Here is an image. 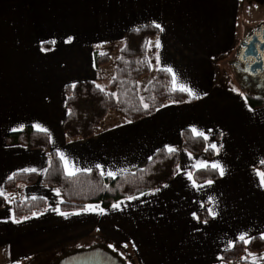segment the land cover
Masks as SVG:
<instances>
[{
	"label": "crops",
	"instance_id": "0c3cea01",
	"mask_svg": "<svg viewBox=\"0 0 264 264\" xmlns=\"http://www.w3.org/2000/svg\"><path fill=\"white\" fill-rule=\"evenodd\" d=\"M262 22L264 0H0V192L6 193L5 181L14 172L35 168L41 175L46 169L45 151L5 140L27 125L47 129L51 149L75 168L104 176L141 168L160 147L178 152L177 171L157 187L159 192L154 188L131 196L136 199H119L100 207L104 214L85 211L95 202L62 211L56 187L40 179L27 184L28 198L51 197L70 215L45 208L14 223L12 207H1L0 264H21L31 250L59 248L46 262L56 264L67 253L94 247L122 264H245L223 262L221 253L242 233L248 238L264 233V188L254 171V164L264 160V105L250 106L246 93L216 82V72L246 28ZM146 24L164 29L148 41L151 76L171 68L177 83L200 98L167 102L136 121L110 111L93 135L68 138L62 129L65 85L84 79L110 82L114 70L107 67L126 33ZM68 36L74 38L71 43H65ZM51 40L56 43H45ZM42 46L52 50L42 52ZM94 51L109 52L110 61L96 68ZM193 127L207 137L199 136L206 146L216 145V150L210 147L212 156L182 145V131L195 136ZM200 162H218L224 175L217 170V178L189 180L187 173ZM261 252L241 258L264 264Z\"/></svg>",
	"mask_w": 264,
	"mask_h": 264
},
{
	"label": "trees",
	"instance_id": "16d2710c",
	"mask_svg": "<svg viewBox=\"0 0 264 264\" xmlns=\"http://www.w3.org/2000/svg\"><path fill=\"white\" fill-rule=\"evenodd\" d=\"M158 33L159 28L154 24H146L126 33L118 49L114 74L109 82L113 91L105 88L104 91H100L96 88L97 84L89 79L65 85L66 115L62 129L68 138H87L93 135L110 111L123 115L129 121H136L154 113L167 102L180 104L194 99L187 92L173 90L171 74L164 68H159L145 86L143 103H141L138 81L151 70L147 46L149 39ZM46 47L50 45L46 44ZM93 61L96 68L107 64L110 61V53L103 52L102 55L94 51ZM72 85L75 87L73 88ZM112 93L116 95L113 96ZM246 99L252 107L264 105V95L259 91L252 90L246 95ZM145 103L148 105L147 109L143 107ZM182 137V145L190 152L213 155V150L205 145L201 137L192 136L186 130L182 131ZM5 140L9 143L19 142L30 148L41 149L48 156L47 171L44 170L41 175L38 172H14L11 176L13 178L5 181L6 192L13 193L17 190L18 184H30L40 179L42 184L58 189L62 198L59 204L62 211L78 210L88 202H95L100 207L108 206L119 199L135 196L165 184L177 171L178 152L175 150L169 153L166 147H160L141 168L116 175L115 178L101 175L96 169L90 172L80 171L68 176L63 170L57 151L50 147L47 132L27 125L22 130L7 133ZM254 166L264 171V165L260 162H256ZM191 173L197 181L218 177L217 170L210 166L191 168ZM4 205V196L0 195V208ZM11 207L14 220L20 221L26 216L42 212L46 208V200L43 197L14 200ZM200 216L204 219L208 217L205 212L200 213ZM260 236L251 237V242L248 244L236 240L231 249L221 253L222 261H242L245 264H252L241 256L247 252L264 249V240L260 239Z\"/></svg>",
	"mask_w": 264,
	"mask_h": 264
},
{
	"label": "snow or ice",
	"instance_id": "6c2138e0",
	"mask_svg": "<svg viewBox=\"0 0 264 264\" xmlns=\"http://www.w3.org/2000/svg\"><path fill=\"white\" fill-rule=\"evenodd\" d=\"M154 26H155L156 28H159L161 32L164 30V29L161 27V25H159V24H154ZM73 39H74V38H73L72 36H68V37L66 38V40H65V43H71V42L73 41ZM45 43H49V44H53V45H54V44L56 43V41H55V40H51V41H46ZM149 43H150V42H149ZM156 47H157V48L160 47V44H159V41H158V40H157V42H156ZM50 50H52V49H45L43 46L41 47V51H42V52H43V51H50ZM102 55H103V53H102ZM157 61H159V57H157ZM165 71H167V72H169V73L172 74V87H173V90H177V89H178V90L181 91V92H187L188 95H189L190 97H195V98H197V99L200 98L198 95H196V94L192 91L191 88L187 87L185 84H182V83L178 84V83H177V78H176L175 74L172 72V69H171V68H167V69H165ZM113 79H115V77H113ZM72 87L74 88L75 85H72ZM96 88H98L100 91H104V88H103L101 85H99V84L96 85ZM233 90L235 91V89H233ZM111 95L115 96L116 94H115V93H112ZM205 95H206V94H205ZM141 103H143V98H141ZM143 107H144L145 109H147V108H148V105L145 103V104H143ZM249 111H251V109H249ZM33 127L37 128V129L40 130V131H45V132L47 131V129H43L39 124L33 125ZM191 131H192V133H193L195 136H203L204 139L207 140V137L204 136V133L198 131L195 127L191 128ZM221 135H223V134H221ZM210 147H212L214 150H216V145H215V144L210 145ZM206 150H207V149H206ZM167 151H168L169 153H171V152H174L175 149H174V148H171V147H168V148H167ZM58 155H59V157H60V160H61L62 163H63V167H64V171H65V174H66V175H68V176H72V175H75L77 172L81 171V169H79V168H75L74 165H71V164L69 163V161L65 158V156H64L63 153H58ZM260 164L264 165V160H261V161H260ZM95 167L99 169V168H101L102 166H101L100 164H97ZM196 167H198V168H207V167H209V165H208L206 162H200L198 165H196ZM210 167H211L212 169L219 170V173H220L221 176L224 175V169L221 167V165H220L218 162L212 163V164L210 165ZM23 171H24V172H36L37 169H35V168H26V169H23ZM45 171H47V170L45 169ZM83 171L90 172L91 169H83ZM119 171L124 172V171H127V169H120ZM254 171H255V174L259 177V180H260V186H261L262 188H264V171H260L259 169H254ZM101 175H104V172H103V171L101 172ZM107 175H108L109 177L115 178V176H116V172L108 171V172H107ZM187 177H188L189 180H192V179H193V177H192V173H191V172L187 173ZM12 178H13V177L10 176L8 179L11 180ZM207 183H208L209 185H211L212 183H214V181H212V180H208ZM193 186H194V187L197 186V185L195 184V181H193ZM165 187H167V185H165ZM159 191H160L159 188H157V189L155 190V192H159ZM155 192H153L152 194H155ZM143 194H144V193H141V195H143ZM0 195H3V192H0ZM136 198H137V197H129V199H136ZM5 199H8V197H5ZM33 199H35V197H33ZM209 199H210V201H211V198H209ZM112 207H113V208H118L119 205H118V204H113ZM201 207H203V205H201ZM55 211H56L59 215L64 216L65 218H67V216L70 215L69 213L61 212L59 209H55ZM85 211H88V212L98 211L99 214H104V209H103V208H100L99 205H87V206H85ZM79 214H80L79 212L71 213V215H79ZM209 214L213 217V219H214L215 216H216V213H215L212 209H209ZM34 215H35V214H34ZM192 215H193V218H194V219H197V220L199 219V217L196 216V213H192ZM13 222H14V223H19L20 221H18V220H13ZM203 223L207 224L208 221L205 220V221H203ZM238 239H239L240 241H242L244 244H248V243L251 242V239L247 237V233H242V234H240L239 237H238ZM260 239L264 240V233L261 234ZM109 247H112V245H109ZM125 247H127V245H125ZM250 255H252V254H250ZM261 258H264V257H261ZM252 264H256V262H255V257L253 258V262H252Z\"/></svg>",
	"mask_w": 264,
	"mask_h": 264
},
{
	"label": "rangeland",
	"instance_id": "374dc122",
	"mask_svg": "<svg viewBox=\"0 0 264 264\" xmlns=\"http://www.w3.org/2000/svg\"><path fill=\"white\" fill-rule=\"evenodd\" d=\"M239 45V42L236 43L235 47L233 50H230V52L226 55L225 58H223L220 61V66L218 67V70L216 72V82L221 83L223 86H226L228 88L231 89H236L238 91H242L246 94H250L253 91H258L255 90L253 88H248L245 87L244 83H241L236 75L235 72L231 66V64L229 63V60L234 56V53L237 49ZM114 62H115V58H113L112 62L109 64V66L107 67V69L110 67L111 69L113 68L114 70ZM152 73H148L144 76H142L139 81H138V94L139 96H141L143 98V92L145 89V86L148 84V82L152 79ZM99 85H101L103 88H107V89H111L109 82H100ZM252 89V90H251ZM264 95V93H262ZM115 113L117 115H119L116 112H112ZM28 185L27 184H20L19 188L13 192V193H5L3 194L4 199L5 197H8V199H5V208L4 209H8L9 207H11L12 202L14 200H23L28 198ZM46 200V210L48 209V211H51L52 209L54 210L55 208L57 209L58 204L55 203V201L51 198V197H46L44 198ZM60 249H45L44 248H39L36 250H31L32 253L28 256H26L21 262V264H46V262H50V260H52L53 254L56 251H59ZM3 251H4V247L2 245H0V259L3 256ZM264 254V249L263 252H261ZM253 255V254H252ZM253 257V256H252Z\"/></svg>",
	"mask_w": 264,
	"mask_h": 264
},
{
	"label": "flooded vegetation",
	"instance_id": "af4514ba",
	"mask_svg": "<svg viewBox=\"0 0 264 264\" xmlns=\"http://www.w3.org/2000/svg\"><path fill=\"white\" fill-rule=\"evenodd\" d=\"M258 34V28L256 25L246 28L243 38L244 39H252ZM239 45L234 53V56L229 60L237 79L244 83L246 87H251L253 89L258 90L260 93H264V47L260 49V46L263 42L261 37L257 36L254 38V54L246 55L244 58L242 57V48ZM259 58L262 60L261 68L252 70V63Z\"/></svg>",
	"mask_w": 264,
	"mask_h": 264
},
{
	"label": "water",
	"instance_id": "95a60500",
	"mask_svg": "<svg viewBox=\"0 0 264 264\" xmlns=\"http://www.w3.org/2000/svg\"><path fill=\"white\" fill-rule=\"evenodd\" d=\"M258 28V34H255V37H261L263 42L260 46V49L264 47V22L256 25ZM252 39H244L240 42L242 48V57L244 58L246 55L254 54V38ZM262 60L259 58L256 59L255 62L252 63V70L261 68ZM56 264H122L120 259L100 247H94L86 250H76L71 253H67L63 255L56 261Z\"/></svg>",
	"mask_w": 264,
	"mask_h": 264
}]
</instances>
